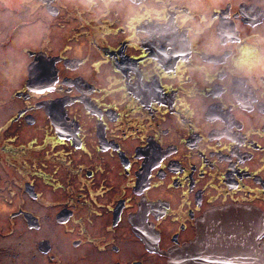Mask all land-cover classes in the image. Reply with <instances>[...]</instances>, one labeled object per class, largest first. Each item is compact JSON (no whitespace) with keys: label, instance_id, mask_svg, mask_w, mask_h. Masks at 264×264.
<instances>
[{"label":"flooded vegetation","instance_id":"flooded-vegetation-1","mask_svg":"<svg viewBox=\"0 0 264 264\" xmlns=\"http://www.w3.org/2000/svg\"><path fill=\"white\" fill-rule=\"evenodd\" d=\"M143 2L0 0L1 264L264 262V82L230 79L237 115L191 71L208 32L239 43L264 23V0H154L167 22L134 44ZM227 203L258 214L211 210Z\"/></svg>","mask_w":264,"mask_h":264},{"label":"clouds","instance_id":"clouds-1","mask_svg":"<svg viewBox=\"0 0 264 264\" xmlns=\"http://www.w3.org/2000/svg\"><path fill=\"white\" fill-rule=\"evenodd\" d=\"M127 8L129 31L134 44L139 43L141 39H147L150 35L146 31H141L138 35L137 25L144 21H154L157 25H163L168 19L164 5L157 7L154 0H145L139 4L129 3ZM235 9L236 5L233 4V11ZM176 21H179L178 26L182 27L187 19L177 17ZM213 24H215V19H202L200 23L193 24V27L189 29V35L195 41L201 34L208 32ZM237 31L240 29L237 28ZM165 34L163 30L159 32L161 37ZM203 51L213 54V59L203 63L197 61L196 67L191 71L200 73L205 82L219 83L221 90L215 98L225 105H231L237 115H241L240 102L235 101L230 94L228 83L232 77L236 76L247 78L249 83L253 82V77L256 78L257 83L264 82V23L253 25L249 34L243 35L239 43H231L230 37L226 35L208 32ZM156 67L158 68L159 65Z\"/></svg>","mask_w":264,"mask_h":264},{"label":"rangeland","instance_id":"rangeland-1","mask_svg":"<svg viewBox=\"0 0 264 264\" xmlns=\"http://www.w3.org/2000/svg\"><path fill=\"white\" fill-rule=\"evenodd\" d=\"M11 51V48H9V50H8V52H7V54H10L11 56H12V58H13V66H11V68H10V70L8 71V72H6V80H7V82L8 83H14L15 82V79H16V77H13V78H10V73H11V71H13L14 70V55H13V53L12 52H10ZM15 71V70H14ZM3 73H4V71H3ZM3 77H5V76H3ZM4 85V87H5V84H3ZM0 99L1 100H4L5 102H8V101H10V89H7V90H5L4 88H2L1 89V91H0ZM17 141H20V140H17ZM1 143H3V140H2V142H0V144ZM4 168V166H3V164H0V172H2V169ZM1 206H0V217L2 218L1 220H5V217H4V215H5V213L7 212V207H9V205H7L6 203H4V201L1 199ZM6 211V212H5ZM255 214H258V210L255 212ZM19 219V218H18ZM17 219V220H18ZM16 220H14L13 218H11V219H9V222H10V224L9 225H12L13 224V222H15ZM17 222V221H16ZM10 227V226H9ZM18 230V229H17ZM29 232H33V230H29ZM11 238H12V241L13 242H17V240L19 239V234H18V232L17 231H14V233H12L11 234ZM9 241H11V240H9ZM4 254L3 253H0V258H1V256H3ZM1 264V263H0Z\"/></svg>","mask_w":264,"mask_h":264},{"label":"water","instance_id":"water-1","mask_svg":"<svg viewBox=\"0 0 264 264\" xmlns=\"http://www.w3.org/2000/svg\"><path fill=\"white\" fill-rule=\"evenodd\" d=\"M254 210H257L256 207H254V206L249 207L247 205L236 204V203L219 205L217 207L212 208V211H225V212H227V215H229V214L241 215V213H254ZM193 241L194 240L192 239L191 243H189L187 245V247L188 246L191 247ZM177 251H180V249H173L171 251V253L174 254V258H175ZM173 261H174V259H170L169 264H172ZM190 262H184L183 264H191ZM261 264H264V262Z\"/></svg>","mask_w":264,"mask_h":264},{"label":"bare ground","instance_id":"bare-ground-1","mask_svg":"<svg viewBox=\"0 0 264 264\" xmlns=\"http://www.w3.org/2000/svg\"><path fill=\"white\" fill-rule=\"evenodd\" d=\"M249 214H255V212L254 213H249ZM233 215L236 216L235 214H233ZM220 217H221V214L214 215V219H216V220L220 219ZM255 217L258 218L257 216H255ZM260 254L264 257V252L260 253Z\"/></svg>","mask_w":264,"mask_h":264}]
</instances>
